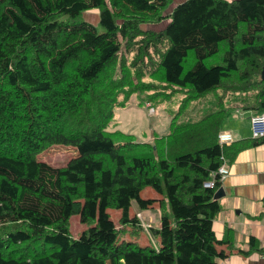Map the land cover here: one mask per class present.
<instances>
[{
	"label": "trees",
	"instance_id": "obj_1",
	"mask_svg": "<svg viewBox=\"0 0 264 264\" xmlns=\"http://www.w3.org/2000/svg\"><path fill=\"white\" fill-rule=\"evenodd\" d=\"M172 1L0 0V264H219L228 256L213 230L222 183L205 187L243 148L219 143L222 109L197 122L175 116L152 143L110 125L125 99L168 87L187 93L182 107L221 90L254 93L264 111V0H185L168 14ZM91 10L97 25L80 21ZM165 19L159 31L142 27ZM53 146L76 156L58 168L39 161ZM146 188L167 200L160 229L130 216L134 202L164 207L141 196ZM110 209L122 211L118 224ZM74 216L84 227L77 236ZM145 230L156 243L143 247L136 239ZM257 248L251 237L241 253Z\"/></svg>",
	"mask_w": 264,
	"mask_h": 264
},
{
	"label": "crops",
	"instance_id": "obj_2",
	"mask_svg": "<svg viewBox=\"0 0 264 264\" xmlns=\"http://www.w3.org/2000/svg\"><path fill=\"white\" fill-rule=\"evenodd\" d=\"M249 97L251 98L250 100ZM255 98V94L252 93V95L250 94V96L243 98L239 107L238 103H236L230 108H222L225 119L220 131H230L234 136V142H239L243 145V148L237 153L233 161L226 159L229 166V175L222 182L226 195L219 199L222 210L213 222L216 238L227 241L219 249L228 256L224 259H219V264H264V142L258 145L253 144L249 120L251 115L259 113L256 108ZM131 104L130 102L129 106ZM138 106H141V104L138 103ZM147 106L152 107V103L149 102ZM207 114L208 112L205 115ZM110 131L121 130H117L116 125H113L110 127ZM155 139L156 136L149 140L148 143H152ZM145 142L147 141L141 143ZM148 198L158 201L164 200V196L153 189L150 191ZM164 202L163 208H161L159 202H156L151 208L145 210L140 209L135 202L137 210H132V204L130 216L133 217L137 213H141L145 223L155 229H160L161 209H165V212L169 213L167 200L165 199ZM108 212L114 222L115 219L112 217V213L116 212L119 222L122 214L121 210L110 209ZM72 219L80 220L79 216H74ZM83 229L84 227L80 228L78 233L82 232ZM251 237L257 240L258 248L247 255L242 254L241 250H250ZM126 239H130L129 235ZM136 241L140 246H150L149 237L146 233H141Z\"/></svg>",
	"mask_w": 264,
	"mask_h": 264
},
{
	"label": "rangeland",
	"instance_id": "obj_3",
	"mask_svg": "<svg viewBox=\"0 0 264 264\" xmlns=\"http://www.w3.org/2000/svg\"><path fill=\"white\" fill-rule=\"evenodd\" d=\"M185 0H173L166 13H170L172 9ZM231 1V0H228ZM99 11L91 10L85 12L80 21H87L94 25L99 22ZM170 20L165 19L160 23H150L142 25L143 28L159 31L165 28L169 24ZM124 52V51H123ZM121 56V55H120ZM130 60V59H129ZM144 80H147L145 77ZM157 91L141 92L140 95L131 96L128 101L125 99V105L115 110L114 119L110 125H116L117 130H121L125 133L133 134L136 137V143L149 141L153 137H160L168 134L169 124L173 117H178V122H197L208 112L219 111L224 108H230L233 104L238 103V107L242 104L245 96H250L252 93H231L225 94L221 90L211 92L198 100L190 102L186 107H182L183 101L187 96V93L183 90H178L175 87H168L163 89L158 96H154ZM254 94V93H253ZM124 96L121 97V99ZM251 98L249 97V100ZM130 102L132 103L130 106ZM151 102V106L147 104ZM141 103V106H138ZM251 137V136H250ZM76 150L72 147L66 146H53L43 153L39 154L38 160L45 162L55 168L65 166L72 158L76 156ZM133 154L140 155L141 150H134ZM151 188H146L142 191V197L148 198ZM137 210V205L134 202L132 210ZM118 214L112 213V217L115 219V223L118 224ZM71 232L73 236H77L79 229L82 228V224L78 220L71 219ZM146 231V230H145ZM149 237L150 244L156 243V240L146 231Z\"/></svg>",
	"mask_w": 264,
	"mask_h": 264
},
{
	"label": "built area",
	"instance_id": "obj_4",
	"mask_svg": "<svg viewBox=\"0 0 264 264\" xmlns=\"http://www.w3.org/2000/svg\"><path fill=\"white\" fill-rule=\"evenodd\" d=\"M151 111H153V108ZM249 120H250L252 138L254 139L264 138V111L251 115ZM218 140L221 145H229L235 139L230 131L223 130L219 132ZM228 175H229V166L227 164V160L225 159L222 165L217 170V172L212 173L213 179L206 182L205 187L208 188L215 187L216 179H218V181L222 183L228 177ZM136 216L141 220V223L145 229H147L150 226L149 224L143 221V216L141 215V213H137Z\"/></svg>",
	"mask_w": 264,
	"mask_h": 264
},
{
	"label": "water",
	"instance_id": "obj_5",
	"mask_svg": "<svg viewBox=\"0 0 264 264\" xmlns=\"http://www.w3.org/2000/svg\"><path fill=\"white\" fill-rule=\"evenodd\" d=\"M262 79L264 80V68H263V71H262ZM226 195V191L224 189L223 186H221L214 194V199L215 200H219L221 198H223L224 196Z\"/></svg>",
	"mask_w": 264,
	"mask_h": 264
},
{
	"label": "clouds",
	"instance_id": "obj_6",
	"mask_svg": "<svg viewBox=\"0 0 264 264\" xmlns=\"http://www.w3.org/2000/svg\"><path fill=\"white\" fill-rule=\"evenodd\" d=\"M137 215V214H136Z\"/></svg>",
	"mask_w": 264,
	"mask_h": 264
}]
</instances>
